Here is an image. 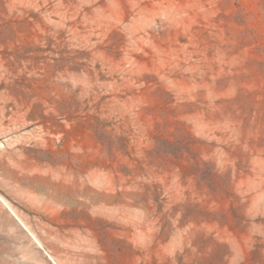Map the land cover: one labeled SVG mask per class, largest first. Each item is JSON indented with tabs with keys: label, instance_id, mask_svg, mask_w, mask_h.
I'll use <instances>...</instances> for the list:
<instances>
[{
	"label": "rangeland",
	"instance_id": "obj_1",
	"mask_svg": "<svg viewBox=\"0 0 264 264\" xmlns=\"http://www.w3.org/2000/svg\"><path fill=\"white\" fill-rule=\"evenodd\" d=\"M0 264H264V0H0Z\"/></svg>",
	"mask_w": 264,
	"mask_h": 264
}]
</instances>
